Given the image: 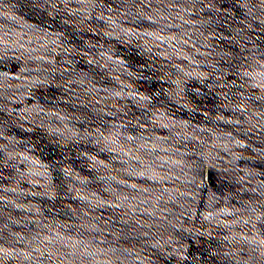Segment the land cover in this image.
I'll use <instances>...</instances> for the list:
<instances>
[{
    "label": "water",
    "instance_id": "95a60500",
    "mask_svg": "<svg viewBox=\"0 0 264 264\" xmlns=\"http://www.w3.org/2000/svg\"><path fill=\"white\" fill-rule=\"evenodd\" d=\"M0 230L49 264H264V0H0Z\"/></svg>",
    "mask_w": 264,
    "mask_h": 264
}]
</instances>
